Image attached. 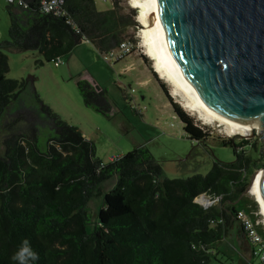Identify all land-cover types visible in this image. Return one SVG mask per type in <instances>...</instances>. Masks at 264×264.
Segmentation results:
<instances>
[{
  "label": "trees",
  "instance_id": "trees-1",
  "mask_svg": "<svg viewBox=\"0 0 264 264\" xmlns=\"http://www.w3.org/2000/svg\"><path fill=\"white\" fill-rule=\"evenodd\" d=\"M41 1L8 3L7 39L0 41V264H14L24 238L39 255L36 264H207L238 223L236 212L253 203L243 193L252 172L264 169V149L254 150L246 138L219 139L232 147L234 159L214 160L205 174L185 178L161 176L144 146L103 162L94 143L42 100L33 77L5 76L4 50L36 51L37 66L57 61L82 41L103 54L124 40L135 21L116 0L105 10L94 0H62L63 15L42 12ZM76 86L85 106L110 113L104 88L83 78ZM159 86L183 131L204 142L208 129ZM113 175L116 182L87 231V203ZM201 194L218 199L203 207L194 201Z\"/></svg>",
  "mask_w": 264,
  "mask_h": 264
},
{
  "label": "rangeland",
  "instance_id": "rangeland-1",
  "mask_svg": "<svg viewBox=\"0 0 264 264\" xmlns=\"http://www.w3.org/2000/svg\"><path fill=\"white\" fill-rule=\"evenodd\" d=\"M94 1L98 10H105L111 7L113 0ZM116 1L121 10L131 14L135 21L124 38L133 44L130 53L116 61L107 60L91 43L82 42L62 56L58 65L50 61L37 66L35 60L41 58L38 52L5 49L8 63L5 76L14 79L33 77V86L42 100L61 119L76 126L85 138L94 143L96 155L103 162L134 147L144 146L159 163L161 176L185 178L197 173L205 174L214 160L229 162L234 159L232 147L221 145L219 139L246 138L255 146L254 150H263L260 126L252 127L250 135H228L220 126L214 123L204 124L195 114L182 107L171 95L170 85L153 70L152 61L140 45L142 26L136 19L138 8L133 7L130 0ZM7 5L6 0H0V41L7 39ZM77 78L93 81L106 90L111 104L108 115L84 105L76 86ZM160 83L194 122L208 129L204 142L198 143L190 139L183 131L182 123L173 113ZM40 143L43 144L42 141ZM246 150L250 155L255 154L251 146H247ZM116 178L113 175L102 181L99 184V193L94 194L88 201L86 210L90 214V223L86 226L87 231L92 230L103 194L114 186ZM245 196L248 200H253L248 193ZM231 236H226L215 245L214 257L207 264H261L254 257L246 258L237 243V234Z\"/></svg>",
  "mask_w": 264,
  "mask_h": 264
},
{
  "label": "water",
  "instance_id": "water-1",
  "mask_svg": "<svg viewBox=\"0 0 264 264\" xmlns=\"http://www.w3.org/2000/svg\"><path fill=\"white\" fill-rule=\"evenodd\" d=\"M154 7L168 55L198 100L222 119L260 126L264 141V0H154ZM255 171L264 208V169Z\"/></svg>",
  "mask_w": 264,
  "mask_h": 264
},
{
  "label": "bare ground",
  "instance_id": "bare-ground-1",
  "mask_svg": "<svg viewBox=\"0 0 264 264\" xmlns=\"http://www.w3.org/2000/svg\"><path fill=\"white\" fill-rule=\"evenodd\" d=\"M133 7L138 8L137 20L141 24L140 45L146 56L152 61V67L158 76L170 85V93L185 109L195 114L196 118L204 124H215L222 128L228 135H250L251 128L247 129L239 124L222 119L212 113L195 96L191 87L184 81L182 74L173 64L165 46L161 25L154 7V0H130ZM248 193L251 194L259 205L264 221V208L258 192V180L261 171H255Z\"/></svg>",
  "mask_w": 264,
  "mask_h": 264
},
{
  "label": "built area",
  "instance_id": "built-area-1",
  "mask_svg": "<svg viewBox=\"0 0 264 264\" xmlns=\"http://www.w3.org/2000/svg\"><path fill=\"white\" fill-rule=\"evenodd\" d=\"M16 0H6L7 3H13ZM18 3H20L18 1ZM40 10L42 12H51L56 15H63L62 0H42L40 3ZM137 19V18H136ZM138 21V20H137ZM135 46V45H134ZM133 50V44L130 40L124 39L119 45L110 51L103 53L107 60H119L126 54ZM60 63L59 59L54 62L55 65ZM249 189L246 193H248ZM249 194V193H248ZM253 200L252 204H248V210L240 209L236 212L235 218L238 225L244 235L246 242L249 245L250 256L256 258L261 264H264V221L260 213L259 205L255 198L249 194ZM199 197L195 198L194 201L203 207H207L213 201H216L218 197L214 199L207 198L205 200Z\"/></svg>",
  "mask_w": 264,
  "mask_h": 264
},
{
  "label": "clouds",
  "instance_id": "clouds-1",
  "mask_svg": "<svg viewBox=\"0 0 264 264\" xmlns=\"http://www.w3.org/2000/svg\"><path fill=\"white\" fill-rule=\"evenodd\" d=\"M14 264H36L39 260L38 253L33 249L31 241L24 238L16 251L13 253Z\"/></svg>",
  "mask_w": 264,
  "mask_h": 264
},
{
  "label": "crops",
  "instance_id": "crops-1",
  "mask_svg": "<svg viewBox=\"0 0 264 264\" xmlns=\"http://www.w3.org/2000/svg\"><path fill=\"white\" fill-rule=\"evenodd\" d=\"M83 43H85L86 41H82ZM81 42V43H82ZM76 47V46H75ZM141 60V62H143V60L141 59V57L139 58ZM91 83L94 84L93 81H91ZM168 102V101H167ZM169 103V102H168ZM237 234V243L241 246V248L243 249V254L246 256V258H250V252H249V245L248 243L246 242L245 238H244V235L242 233V231L240 230V227L238 225V223H236L233 228L230 230V232L228 233L227 236L230 235V237H232L231 235L233 234Z\"/></svg>",
  "mask_w": 264,
  "mask_h": 264
}]
</instances>
